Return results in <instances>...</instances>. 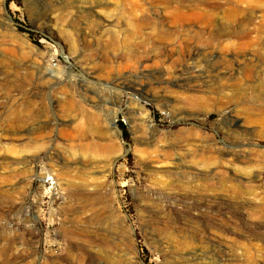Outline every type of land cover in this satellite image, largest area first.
Returning a JSON list of instances; mask_svg holds the SVG:
<instances>
[{
  "label": "rangeland",
  "instance_id": "374dc122",
  "mask_svg": "<svg viewBox=\"0 0 264 264\" xmlns=\"http://www.w3.org/2000/svg\"><path fill=\"white\" fill-rule=\"evenodd\" d=\"M124 1L0 0V52L9 71L0 74V87L11 89L0 93V264H233L250 258L226 251L228 239L259 247L251 257L262 258L263 112L249 121L233 103L241 122L227 131L213 101L191 109L175 88L166 93L170 105L161 106L136 90H117L113 80L128 75L140 82L138 75L152 65H177L183 75L208 82L224 60L242 66L252 57L244 87L264 102V0H173L171 6L193 12V27L207 20L204 25L227 33L210 43L198 38L202 53L187 62L167 55L154 23L134 30L128 20L129 13L140 20L150 9L148 20L171 29L161 12L165 5L157 12L149 0ZM253 27L260 29L256 42L239 44V33ZM42 82L48 83L46 103L36 121L24 105L41 93L35 86ZM68 95L73 107L62 102ZM87 111L97 117L92 124L81 114ZM135 126L154 134L152 144L137 139ZM185 127L207 135L210 148L188 154ZM163 141L174 150L170 159L145 156Z\"/></svg>",
  "mask_w": 264,
  "mask_h": 264
},
{
  "label": "bare ground",
  "instance_id": "6f19581e",
  "mask_svg": "<svg viewBox=\"0 0 264 264\" xmlns=\"http://www.w3.org/2000/svg\"><path fill=\"white\" fill-rule=\"evenodd\" d=\"M115 1H116V5H120V4H123V2H125L124 0H115ZM172 1L173 0H149V2H150L149 4L152 5V8L156 7L155 9L157 10V12H160L158 5H160V6L165 5V6H162L163 7V11H161V12H164L167 20L173 25L174 28L172 27L171 28L172 30L171 29H168V30L162 29L161 26L159 25L160 22L158 21V19H157V21L153 20V19H149L148 20L145 17L146 14H144V12H150V9H145V10L141 11L142 14H141L140 20H135L134 18L131 17V13L128 14V20H129V22L132 25L134 30L139 29L141 24H144L146 22L147 23H154L156 25V26H154L155 40L157 42H159V43L164 44V48L166 49L168 56L176 54L178 61L181 60L183 62H187L189 60L197 58V56H199L202 53L201 52L202 50L200 48H198L197 46H195L196 40L198 38H201L202 36L205 35L206 36V41L208 43H210L214 39H220V38L225 37L227 35L226 31H223V30H212L208 26L204 25V23H206V24L208 23L207 20L206 21H203V20L201 21L202 25H201L200 28L197 29V28L193 27L192 23L195 20L193 18L194 17L193 12H187V11L182 10L179 4H177V6L176 5L171 6ZM101 4H103V3H101ZM97 11H100L99 7L97 8ZM128 12H130V11H128ZM106 18L109 19L108 16ZM10 21H12L11 18H10ZM10 24H8V25L10 26ZM10 27H11V29L13 28L12 25ZM258 33H260V29L257 28V27L245 29L243 32L239 33L240 34L239 35L240 36L239 37V44H242V45H252V44H254L256 42V38L259 36ZM77 44H79V43H77ZM108 55H109V52H106L103 56L106 59H108L109 58ZM242 55H241V57H242ZM228 58H229V56H228ZM238 58L240 59V57H238ZM252 60H253L252 57L244 59V62L242 64V66L239 63H237V65L234 66V64H232L233 62H231L230 59L224 60V66L221 65V68H219L217 72L214 71V72H216V74H214V77L211 78L210 80L207 79L208 82H206V80H204L202 76L196 77L195 75H183L182 69L179 66H177V65L173 69H167V70L164 67H162V66H158V65L154 66V65H152V67H150V69H148L147 71H143V72L140 73V75H138V78L140 79V82H136V81L132 80L128 75H126L125 77H123L121 79L120 78H114L113 82L116 83V86H118L117 90L120 91L119 88H126V89L136 90L137 93L141 94V96H146L147 98L149 97L151 100H155L156 103L161 105V106L170 105L169 98L166 95V93L170 92V91H173L175 88L180 89V91L182 93L181 101L183 103H185L191 109H195V108L196 109H200L201 107L206 106L209 101L210 102L213 101L214 102L213 106L220 110V118H219L218 124L221 127L226 128L227 131H232L233 132V131L237 130V126H239L240 122H241L239 117L235 114L234 109H233L235 106H238V104L245 111H247V113L250 114L248 116V120L249 121H253L254 122L256 120L255 117H252V114H254V113L261 114L263 112V114H264V102H263V100H259L260 98L258 97L256 92L255 93L253 91L248 92L247 91L248 90V86L244 87V83L245 82H243V81H246L252 74V67L254 65ZM4 62H5L4 57H3L2 53L0 52V74H3L4 77H7V75L9 76V71L7 69H5ZM254 62H256V61H254ZM255 66H257V65H255ZM50 71H52V70H50ZM133 71H134V68H133ZM26 79H28V78H26ZM108 82H110V81H108ZM7 87H2V88L0 87V93H9L11 91V89L7 88ZM35 88L41 89L40 90L41 93L38 92L37 90L36 91L34 90L35 91V94H34L35 96L33 98H31L24 105V109H27L28 107H32L33 110L35 111V116L34 117H36V121H38L39 120L40 111H41V107L46 103V102H44L45 98H43L44 97L43 95H44V92H46L45 90L48 89V83L47 82H44V83L42 82L41 84L39 83V84H37L35 86ZM132 92L134 93V91H132ZM134 95H135V93H134ZM258 101L263 102V103L259 104ZM62 102L66 106H69V107H71V106L73 107L74 106L72 104V102H73L72 98L69 95H68V97L64 98ZM232 104L234 105L233 108H232V106H233ZM211 111H212V109H207V110H205L204 113L208 115V114L211 113ZM84 112L83 113L80 112V113L83 114V116L88 121L91 122L90 124H92V121H94V119H97V117H95L96 115L94 116L92 113H90L88 111H87V113H84ZM183 115L187 119L192 117L191 114H189V113H184ZM263 118H264V116H263ZM263 118H262V120H264ZM95 127H97V126H95ZM139 130L140 129H137V127L135 126V133H136L137 139L138 140H143V141H146V142H149V143L152 144L153 137H155L154 134L150 132L151 134H148L147 136H145L143 134L138 133ZM182 132L186 133V136L183 139V144H184L183 147H185V149L188 152V154H190L192 152H195L198 147H203L204 148L205 146H209L210 143H211V139L207 135H205L202 132L201 133H199L198 131L195 132L194 128H192V127H185V128L182 129ZM102 133H103V131H102ZM181 136H183V135H181ZM165 140H167V139L165 138ZM167 145L168 144L163 141L157 147H155L154 149L144 151L145 156L147 155L153 161H159L160 159H162V161H163V159H168V158L170 159V157L173 155V151L174 150H173V148H170ZM209 148H210V146H209ZM65 152H68V151L66 150ZM182 153H184V152H182ZM72 154L73 153H71V155ZM227 155H229V154H227ZM202 163L205 164L206 162H202ZM79 186H81V185H79ZM81 189H82V187H81ZM94 189H95V187H94ZM88 191H89V189H88ZM232 191L235 193V195L237 197L238 196L237 194L239 193V191L236 188H233ZM253 191L254 190L251 191L252 194H253ZM89 193H88V195H89ZM255 198H252V199L250 198L248 201L250 203H252L255 200ZM91 199L92 198H88L87 197L86 198V202L90 201ZM234 199H236V198L234 197ZM238 200H240V199H238ZM240 204H242V203H240ZM96 207H98V206H96ZM112 217H114V216H112ZM84 221H86V220H84ZM201 228H203V227H201ZM34 231L35 230L25 229L24 234H27V235L31 236V235H34V233H35ZM75 232L76 231L72 230V229H68L66 231L67 235H70V236L75 234ZM61 233H63V231ZM79 238H81V237H79ZM95 238H96V236H95ZM248 244H244V243L242 244L239 241H236L234 239L229 241V239H228V241H226L224 243V249L226 251L230 252V253L235 254V255L237 254V255H243V256L244 255L250 256V258H248L247 260L240 261V262H234L233 264H264V256L262 258L251 257V256H254L255 253L257 254V251L258 252L260 251L259 247L256 248L257 247L256 246L254 248V247H252V246H250ZM216 248H218V247L216 246ZM216 248H214V249H216ZM210 250H211V248H210ZM16 255L18 256V254H16ZM237 255H236V257H237ZM239 257H241V256H239ZM231 261H232V259H231ZM227 263H229V262H227Z\"/></svg>",
  "mask_w": 264,
  "mask_h": 264
},
{
  "label": "trees",
  "instance_id": "16d2710c",
  "mask_svg": "<svg viewBox=\"0 0 264 264\" xmlns=\"http://www.w3.org/2000/svg\"><path fill=\"white\" fill-rule=\"evenodd\" d=\"M11 0H8V3L10 2ZM119 126L120 128L123 130V131H126V126L123 122H119Z\"/></svg>",
  "mask_w": 264,
  "mask_h": 264
}]
</instances>
